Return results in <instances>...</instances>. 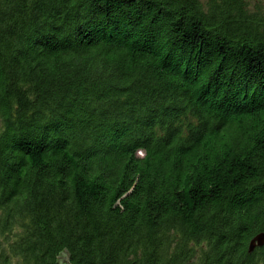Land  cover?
I'll return each mask as SVG.
<instances>
[{"label": "trees", "instance_id": "16d2710c", "mask_svg": "<svg viewBox=\"0 0 264 264\" xmlns=\"http://www.w3.org/2000/svg\"><path fill=\"white\" fill-rule=\"evenodd\" d=\"M253 1L0 0V264H264Z\"/></svg>", "mask_w": 264, "mask_h": 264}, {"label": "water", "instance_id": "95a60500", "mask_svg": "<svg viewBox=\"0 0 264 264\" xmlns=\"http://www.w3.org/2000/svg\"><path fill=\"white\" fill-rule=\"evenodd\" d=\"M264 245V233L256 235L249 243L248 252L252 253L256 248H260ZM65 264H70L67 259H65Z\"/></svg>", "mask_w": 264, "mask_h": 264}, {"label": "rangeland", "instance_id": "374dc122", "mask_svg": "<svg viewBox=\"0 0 264 264\" xmlns=\"http://www.w3.org/2000/svg\"><path fill=\"white\" fill-rule=\"evenodd\" d=\"M251 3H254L253 0H250ZM259 3L261 4L262 7H264V0H259Z\"/></svg>", "mask_w": 264, "mask_h": 264}, {"label": "flooded vegetation", "instance_id": "af4514ba", "mask_svg": "<svg viewBox=\"0 0 264 264\" xmlns=\"http://www.w3.org/2000/svg\"><path fill=\"white\" fill-rule=\"evenodd\" d=\"M256 250V249H255Z\"/></svg>", "mask_w": 264, "mask_h": 264}]
</instances>
